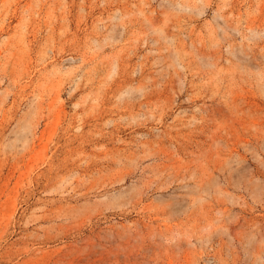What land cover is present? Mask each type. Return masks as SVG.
Returning a JSON list of instances; mask_svg holds the SVG:
<instances>
[{"label": "rangeland", "instance_id": "obj_1", "mask_svg": "<svg viewBox=\"0 0 264 264\" xmlns=\"http://www.w3.org/2000/svg\"><path fill=\"white\" fill-rule=\"evenodd\" d=\"M0 264H264V0H0Z\"/></svg>", "mask_w": 264, "mask_h": 264}]
</instances>
